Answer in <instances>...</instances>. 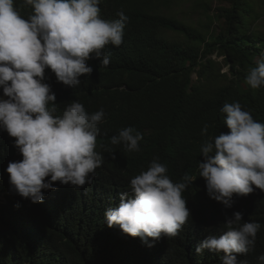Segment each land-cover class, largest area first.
<instances>
[{
    "label": "trees",
    "instance_id": "16d2710c",
    "mask_svg": "<svg viewBox=\"0 0 264 264\" xmlns=\"http://www.w3.org/2000/svg\"><path fill=\"white\" fill-rule=\"evenodd\" d=\"M172 1L101 0L98 6L107 15L127 7L141 12L144 33L140 39L128 37L120 49V65L109 64L101 72L92 63V74L79 77L81 84L75 88L57 82L45 69L44 82L55 93L57 114L73 100L90 113L98 108L105 112L97 137L101 151L115 157L101 153L104 161L91 184L73 188L54 182L55 191L42 190L41 203L10 191L5 169L22 157L13 145L15 138L0 129V264H220L223 252L206 249L199 255L195 248L210 234L219 235L225 218L236 211L244 221L253 218L261 225L254 251L238 255V260L257 264L256 257L264 253V194L263 201L251 202L234 195L232 207L225 208L206 194L197 163L203 160V140L226 130L220 112L225 103L239 102L255 120H264V87L253 90L245 83L248 68L255 66L252 53L264 52V43L258 44L264 33L255 27L262 12L255 0H222L229 5L217 7L219 23L207 13L210 23L196 29L167 17L165 8ZM15 6L30 8L23 0H15ZM167 30H181L184 36L169 39L164 36ZM214 53L222 61L212 58ZM205 124L208 132L202 136ZM127 126L143 134L140 151L119 156L111 138L105 137L108 129L113 135ZM167 140L176 147L170 164L174 182L185 177L189 181L183 195L191 219L176 237L148 238L149 247L139 237L107 227L103 213L116 206L119 194L128 190L130 179L143 166L126 156L162 159Z\"/></svg>",
    "mask_w": 264,
    "mask_h": 264
},
{
    "label": "clouds",
    "instance_id": "9594fccd",
    "mask_svg": "<svg viewBox=\"0 0 264 264\" xmlns=\"http://www.w3.org/2000/svg\"><path fill=\"white\" fill-rule=\"evenodd\" d=\"M23 3L30 6L27 11L18 9L15 0H0V129L15 138L13 145L22 157L10 161L5 169L10 191L41 203L42 190L55 191L54 182L73 188L91 184L104 161L101 153H108L101 151L97 137L105 122L103 108L90 113L73 100L57 114L55 93L44 82L45 69L54 73L57 82L78 87L79 77L92 74V63L101 72L109 64L119 66L120 49L128 37L140 39L144 32L138 8L107 15L98 6L101 0ZM259 53L263 55L245 76V83L253 90L264 87V52ZM220 112L225 132L207 136L200 145L203 160L197 168L206 194L225 208L232 207L234 195L242 202L260 200L264 194V120H255L239 102L225 103ZM208 127L204 125L202 136ZM108 137L122 156L140 151L143 134L127 126L113 135L108 129ZM162 156H126L143 166L130 179L128 190L119 194L116 206L103 213L107 227H118L149 247L148 238L176 237L191 219L183 195L189 181L185 177L174 182L170 164L176 158V147L168 140L163 142ZM242 217L239 211L226 217L220 234L200 241L195 252H223L220 264H247L238 260V255L254 251L261 225ZM256 260L264 264V253Z\"/></svg>",
    "mask_w": 264,
    "mask_h": 264
},
{
    "label": "rangeland",
    "instance_id": "374dc122",
    "mask_svg": "<svg viewBox=\"0 0 264 264\" xmlns=\"http://www.w3.org/2000/svg\"><path fill=\"white\" fill-rule=\"evenodd\" d=\"M229 3L222 0H173L168 8H165V14L172 20H176L188 27H195L196 29L203 28V25L209 24L206 14L208 13L212 17V22L214 24L219 23L217 20V7L218 6H228ZM256 9L261 10L262 15L255 23V27H258L260 33H264V0H255ZM205 7H209L210 10L207 12ZM169 39H182L184 33L181 30H167L164 34ZM259 42L264 43V37H262ZM263 55L262 53L255 52L252 53L251 59L256 62V60ZM212 58L222 61V57L217 54H212ZM227 65L222 66V71L227 70ZM195 78V74L193 75Z\"/></svg>",
    "mask_w": 264,
    "mask_h": 264
},
{
    "label": "bare ground",
    "instance_id": "6f19581e",
    "mask_svg": "<svg viewBox=\"0 0 264 264\" xmlns=\"http://www.w3.org/2000/svg\"><path fill=\"white\" fill-rule=\"evenodd\" d=\"M124 166H125V165H124ZM128 167H129V166H128ZM128 167H127V168H128ZM125 168H126V167H125Z\"/></svg>",
    "mask_w": 264,
    "mask_h": 264
}]
</instances>
